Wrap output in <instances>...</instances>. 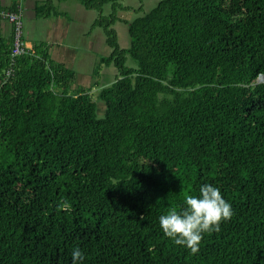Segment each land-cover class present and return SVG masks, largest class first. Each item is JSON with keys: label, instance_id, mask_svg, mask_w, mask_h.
<instances>
[{"label": "trees", "instance_id": "1", "mask_svg": "<svg viewBox=\"0 0 264 264\" xmlns=\"http://www.w3.org/2000/svg\"><path fill=\"white\" fill-rule=\"evenodd\" d=\"M61 1L0 0V264H71L76 246L84 264H264V0H76L88 30ZM25 12L37 32L13 57ZM77 31L109 48L101 111L76 84ZM202 183L234 215L191 254L158 216Z\"/></svg>", "mask_w": 264, "mask_h": 264}, {"label": "clouds", "instance_id": "2", "mask_svg": "<svg viewBox=\"0 0 264 264\" xmlns=\"http://www.w3.org/2000/svg\"><path fill=\"white\" fill-rule=\"evenodd\" d=\"M68 201L57 202L58 209H67ZM234 215L232 204L221 189L212 183H202L196 194L185 193L179 210L170 208L158 216L159 227L166 238L191 254H197L205 234L219 232L222 222ZM85 253L79 247L71 250V264H84Z\"/></svg>", "mask_w": 264, "mask_h": 264}, {"label": "rangeland", "instance_id": "3", "mask_svg": "<svg viewBox=\"0 0 264 264\" xmlns=\"http://www.w3.org/2000/svg\"><path fill=\"white\" fill-rule=\"evenodd\" d=\"M72 3L77 7V9L80 11H73V10H67V13H73L75 15V23H74V27L78 30L80 27L84 26L85 30H88L89 27L87 26L86 20H80L79 16H83L81 14V10H82V6L76 1V0H71ZM127 3H129L132 6H135V4L137 3L136 0H125ZM143 5H151L152 3H154V0H142ZM60 5L63 6V0L60 2ZM61 11H65V10H61ZM109 12L108 7H106V9L104 10V13ZM30 16V13L25 12L23 14V24H22V28H21V37H22V41H24V43L27 45V48H30L33 44L32 42L29 40L28 36L30 35V33H28V26L30 28H32L34 30V32L36 33V28L33 25V21L30 22L28 21V17ZM13 20V19H12ZM54 20H51L50 23L53 24ZM49 26V29L47 32L50 33V38L51 35L53 36H58V37H63L65 36L66 32L65 30L60 26V25H51ZM62 25L64 27H66V23H62ZM44 27V25L41 27ZM24 28V32L22 31V29ZM67 28V27H66ZM69 28V27H68ZM99 30V32L102 34V30L100 28H97ZM14 35H16L19 30H13ZM9 33V28L8 25H6L5 21H1L0 20V36L2 37H6L8 36ZM84 33L79 34V32L77 31V33L72 36L71 38H68L66 41L70 42V45L68 47H74V49H76V51L78 52V54H80L82 52V45H81V41L83 39L82 35ZM40 33H38V37H39ZM69 36V35H67ZM65 36V37H67ZM84 36V35H83ZM64 37V38H65ZM85 40H84V44L86 47H88V53L85 56H82L78 62V70L81 72L82 75L87 76L88 78H90V75L94 72V70L96 69V67L99 65L100 59L102 56H107L109 53V48L103 44V42L101 41V39L98 38V33L96 32H92L90 36H84ZM93 37H95V41H93ZM75 45V46H74ZM58 53L57 51H53L51 53V57L55 59V57L58 59ZM87 56H90L92 59H94V64L92 66H85V64L82 62L83 59ZM79 57V56H78ZM68 59H64L69 65L71 64V60ZM81 81L80 78L77 79L76 82ZM87 82V79L86 81ZM96 86H94L90 92V95L93 96V101H95V103L99 104L98 101V94L99 91L102 90L105 87H109L111 85V67H108L107 70L105 71V73H102L101 75H99V77L96 79ZM99 83V85H98ZM99 110H102V106L101 104L98 105ZM103 114V113H102ZM102 114H99V117H102ZM264 119V117H263ZM264 127V125H263Z\"/></svg>", "mask_w": 264, "mask_h": 264}, {"label": "crops", "instance_id": "4", "mask_svg": "<svg viewBox=\"0 0 264 264\" xmlns=\"http://www.w3.org/2000/svg\"><path fill=\"white\" fill-rule=\"evenodd\" d=\"M61 26V25H60ZM62 27V26H61ZM9 29H10V27H9ZM60 38V37H59ZM31 41V40H30ZM33 46H31L29 49H31ZM56 58V57H55ZM69 58V57H68ZM68 58H65V59H68ZM69 60H71V64L69 65L65 60H64V62H63V64H65L69 69H74L75 68V65H76V59H75V57H72V58H70ZM111 67V66H110ZM86 79H87V82H85L86 81ZM76 84H78V85H82V86H84V87H86V88H89V94H90V92H91V90H92V88L94 87V86H96V82H95V84H94V86H92V80H91V78H88L87 76H84L83 78H82V80L81 81H79V82H76Z\"/></svg>", "mask_w": 264, "mask_h": 264}, {"label": "bare ground", "instance_id": "5", "mask_svg": "<svg viewBox=\"0 0 264 264\" xmlns=\"http://www.w3.org/2000/svg\"><path fill=\"white\" fill-rule=\"evenodd\" d=\"M17 27L19 29V32L16 35H14V39H13V42H14V47H13V51H12L13 57L21 56V54L24 51L22 48V42L20 39V28L22 27V24H19Z\"/></svg>", "mask_w": 264, "mask_h": 264}, {"label": "built area", "instance_id": "6", "mask_svg": "<svg viewBox=\"0 0 264 264\" xmlns=\"http://www.w3.org/2000/svg\"><path fill=\"white\" fill-rule=\"evenodd\" d=\"M18 25H19V24H17V25H16V28H15V30H19V29H18V27H17Z\"/></svg>", "mask_w": 264, "mask_h": 264}]
</instances>
